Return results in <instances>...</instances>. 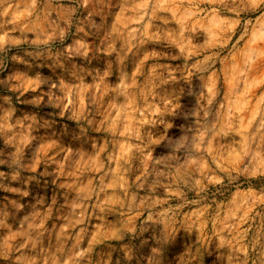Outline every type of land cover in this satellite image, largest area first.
Here are the masks:
<instances>
[{
  "label": "clouds",
  "instance_id": "clouds-1",
  "mask_svg": "<svg viewBox=\"0 0 264 264\" xmlns=\"http://www.w3.org/2000/svg\"><path fill=\"white\" fill-rule=\"evenodd\" d=\"M0 264H264V0H0Z\"/></svg>",
  "mask_w": 264,
  "mask_h": 264
},
{
  "label": "rangeland",
  "instance_id": "rangeland-1",
  "mask_svg": "<svg viewBox=\"0 0 264 264\" xmlns=\"http://www.w3.org/2000/svg\"><path fill=\"white\" fill-rule=\"evenodd\" d=\"M91 39H95V38L93 37V38H91Z\"/></svg>",
  "mask_w": 264,
  "mask_h": 264
}]
</instances>
